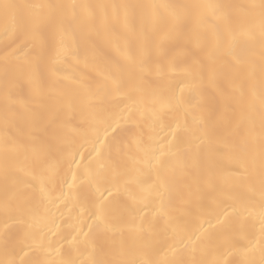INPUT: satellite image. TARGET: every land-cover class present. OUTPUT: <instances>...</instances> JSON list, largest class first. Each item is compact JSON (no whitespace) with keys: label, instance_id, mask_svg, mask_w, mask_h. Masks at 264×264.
<instances>
[{"label":"snow or ice","instance_id":"snow-or-ice-1","mask_svg":"<svg viewBox=\"0 0 264 264\" xmlns=\"http://www.w3.org/2000/svg\"><path fill=\"white\" fill-rule=\"evenodd\" d=\"M89 5L39 4L2 5L5 26L3 39L6 47L17 45L27 52L24 64L11 70L5 67L4 80V126L3 175L5 195L0 202V244L5 258L0 264H77L71 258V250L83 245L88 249L94 242V235L81 228L69 241L67 253H61L46 240L43 230L37 231L38 208L45 202L55 203L60 197L54 193L55 185L67 177L60 175V167L67 164L69 171L75 164L80 167L73 154L72 142L64 135L71 120L79 119L72 132L92 144L97 157H106L108 164L96 171H89L82 177L89 183L109 184L108 195L116 184L124 179L131 199L139 200L145 194L144 181L140 175H147L152 181L151 194L160 201L161 215H167V208L174 201L192 206L207 201L221 207L216 217L219 225L216 233L199 241L201 256L210 250L218 252L219 258L194 259L191 264H264V0L247 7L250 11L243 18L234 17L228 4L216 5H99L114 12L123 8L170 10L171 20L163 14L153 12V20L165 32L164 39L151 45H142L136 51H129L126 63L116 72L100 73L94 83L75 81L71 102L64 107L53 103L46 91L39 68L46 62L55 64L60 59L75 58V43L82 38L84 18L78 8L90 9ZM207 8L210 15L202 16L199 9ZM71 9L69 15L66 10ZM29 10V11H25ZM188 10H193L189 12ZM196 16L199 31L196 45L190 46L192 35L188 20ZM92 19V13H88ZM259 30V61L254 55L237 52L239 36L249 40L256 38ZM57 37H59L57 39ZM164 40L183 45L181 58L172 55ZM55 43L57 55L49 56ZM258 65V74H257ZM151 66V67H150ZM163 75L166 71L183 73L186 87L198 89L207 102L190 106L180 93L152 88L148 80L151 71ZM27 76L31 90L32 106L24 113L15 110L13 88L22 86ZM239 81V95L223 87V80ZM182 83L184 81H181ZM223 101V111L216 96ZM108 97H123L132 101L127 111L121 110L119 120L108 113L104 101ZM98 101V103H97ZM236 106L241 108L239 122L235 117ZM232 114H228V109ZM171 112L192 114L191 123L180 118L174 123H165V116ZM138 120L137 132L132 140H109L114 125L120 120ZM258 116V132H257ZM23 121L28 128V140L39 144L24 169L27 180L13 175L10 161L13 153L18 154L24 145L9 136L10 127ZM246 126V127H242ZM178 132L180 135H178ZM14 148L10 149L9 144ZM59 153V160L53 162V153ZM82 158V157H81ZM115 159V163H111ZM229 162L225 167L224 161ZM110 169L111 175H105ZM135 174V175H134ZM11 180V189L9 181ZM72 188L77 181L71 172ZM24 184L30 191L22 190ZM258 189V196H257ZM96 228L112 232L120 237L118 247L121 255L139 251V259H90L83 264H188L181 259H168L151 254L148 250L154 243L153 223L141 218L136 224L123 218L113 219L103 200L92 215ZM63 244H61V247ZM19 249V255L17 253ZM160 251H163L161 248ZM95 248H92V253ZM233 257L227 259V257ZM27 257V259H25Z\"/></svg>","mask_w":264,"mask_h":264},{"label":"bare ground","instance_id":"bare-ground-1","mask_svg":"<svg viewBox=\"0 0 264 264\" xmlns=\"http://www.w3.org/2000/svg\"><path fill=\"white\" fill-rule=\"evenodd\" d=\"M39 5V4H64V5H89L90 9L78 8L77 12L85 22L82 31L83 37L78 36L74 45L77 53L75 58L60 59L55 64L46 62L39 68V73L45 84L46 91L51 101L58 106L64 107L67 112V106L71 102L72 93L75 89V81L83 80L85 83L94 84L99 79L100 73L116 72L118 68L126 63L125 56L129 51H136L142 45H151L153 42H159L164 39L165 32L153 20V12L167 16L171 20L170 10L164 8L152 9L146 7L144 9H117L115 12L111 7L102 9L99 5H216L228 4L234 5L229 11L236 18H243L250 11L248 5L259 4L260 0H0V202L3 201L5 195V181L3 175V152L5 141L4 126V80L5 67L10 70L9 79L11 80V70L17 66L24 64L28 50L23 52L19 50V42L17 45L6 47L3 39V30L5 26L2 5ZM29 11V10H25ZM71 9L66 12L70 15ZM192 12L193 10H188ZM92 13V19H88V13ZM202 16L210 15L207 8L199 9ZM188 30L192 35L190 46L196 45V33L200 30L195 15L188 20ZM59 37H57L58 39ZM165 46L170 50L171 54L178 59L182 57L184 50L183 45H175L172 41L164 40ZM259 30H256V38L249 40L247 37L240 35L237 45V52L242 54L254 55L257 62L259 61ZM57 55L56 44L53 43L49 56L55 59ZM151 67V66H150ZM257 65V74H258ZM25 83L22 86L13 88V99L15 101V110L18 113L26 112L32 106L31 90L27 86V76L24 78ZM148 80L152 88H158L163 91H171L180 93V89H184L183 96L190 106L198 103L207 102V97L202 96L198 89L192 90L186 87L187 78L183 73L166 71L163 75H157L153 70L148 75ZM181 81H184L183 83ZM223 87L231 91L234 95H239V81L231 83L228 79L223 80ZM217 103L223 111V101L220 96H216ZM98 103V101H97ZM104 106L108 109V113L115 119L119 120L121 110L127 111L132 106L131 100L123 97H108L104 101ZM241 108L236 106L235 117L239 122ZM228 114H232V109H228ZM186 119L189 123L192 121V114L184 115L179 112H171L165 116V123H174L177 119ZM79 124V119L71 120L64 135L73 145V154L77 163L80 164L76 168L75 164L71 167V172H75L77 176L76 184L69 188L68 184L72 183L71 172L68 165L62 164L60 167V175L66 176L68 184L63 180L58 182L54 187V193L60 199L55 203L45 202L39 205V223L36 230H43L46 240L50 241L55 247L60 248L61 253H67L69 243L64 241V237L71 240L77 232L83 228L85 232L94 235L95 239L88 249L83 245L79 250H71V258L77 261V264L90 259L96 260H113V259H139L143 253L136 251L122 256L118 243L120 237L112 232H105L96 228L93 223L92 215L96 211L98 205L103 200L111 217L115 219L123 218L125 221H132L136 224L141 222V218L151 220L153 223L154 243L148 251L161 258L167 254L168 259H181L188 264L194 259L206 258L213 260L219 258V253L210 250L205 256H201L199 249L200 242L196 241V252L192 251L193 242L196 236L203 239L205 236L216 233L219 225L216 224V217L223 211L221 207L205 202L203 206L193 205L189 210L186 204L174 201L171 207L167 208V215L160 213V201L155 194H151L152 181L147 175H140L139 179L144 181L145 194L139 200H133L128 195L129 190H135V185L126 188L124 179H121L116 187L112 189V194L105 192L109 184H95L83 180L82 177L87 176L89 171H96L102 165L108 164L106 157H97L92 152V144L86 142L84 138L74 135L72 129ZM138 120L130 118L126 122L120 120L118 126L114 125L115 132H111L109 140L115 136L118 140L130 141L137 132L136 125ZM246 127V126H242ZM258 116H257V132H258ZM178 135L180 133L178 132ZM9 136L12 140H19L24 147L18 154L13 153L10 161L13 169V175L21 180H27L24 169L27 168L28 162L32 158L33 150H39V144H33L28 140V128L23 121H18L14 126L10 127ZM9 148H14L13 144H9ZM82 157V158H81ZM59 160V153H53V162ZM111 163H115V159ZM225 167L229 166L227 160L224 161ZM105 175H111V170L106 169ZM135 175V174H134ZM11 189V180L9 181ZM22 190L30 191L26 185L20 184ZM258 196V189H257ZM61 244L63 246L61 247ZM92 248L95 252L91 253ZM163 251H160V249ZM19 255V249L16 250ZM5 258V252L2 244H0V259ZM229 256L227 259H232ZM27 259V257H25Z\"/></svg>","mask_w":264,"mask_h":264}]
</instances>
